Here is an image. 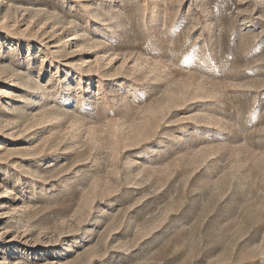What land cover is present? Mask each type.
<instances>
[{
  "label": "rangeland",
  "instance_id": "374dc122",
  "mask_svg": "<svg viewBox=\"0 0 264 264\" xmlns=\"http://www.w3.org/2000/svg\"><path fill=\"white\" fill-rule=\"evenodd\" d=\"M0 264H264V0H0Z\"/></svg>",
  "mask_w": 264,
  "mask_h": 264
}]
</instances>
